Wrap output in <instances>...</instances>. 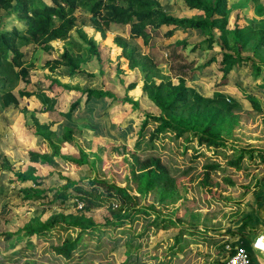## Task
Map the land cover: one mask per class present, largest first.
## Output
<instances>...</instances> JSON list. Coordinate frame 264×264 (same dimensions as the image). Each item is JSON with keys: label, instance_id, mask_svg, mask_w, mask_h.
<instances>
[{"label": "rangeland", "instance_id": "obj_1", "mask_svg": "<svg viewBox=\"0 0 264 264\" xmlns=\"http://www.w3.org/2000/svg\"><path fill=\"white\" fill-rule=\"evenodd\" d=\"M154 1V8L176 18H206L181 0ZM66 12L74 18L67 38L21 48V68H0V92L19 97L17 105L0 110V259L22 264H225L231 248L243 244L250 248L264 228V168L235 175L211 173L206 166L222 162L219 152L173 142L171 132L154 141L146 135L137 142V133L145 113L161 114L143 84L177 85L181 76L187 103L170 118L194 130L217 113L218 128H234L240 137L236 145L264 148V34L259 32L264 31V0H227L222 33L181 29L168 38L170 28L162 27L147 44L130 38L129 21L109 24L102 36L85 0ZM13 26L23 25L0 9V28ZM120 41L129 47H121ZM210 44L212 48L206 49ZM64 52L71 57L75 74L69 66L48 64ZM223 55L248 63L234 67L223 79L218 68ZM132 83L136 86L129 89ZM89 89L113 96L96 108L95 113L103 110L104 129L97 123L101 132L91 131L96 123L76 118L85 105V96L76 90ZM245 95L259 100L261 113L251 108ZM79 98L78 110L70 114ZM35 121L57 134L62 156L80 165L65 168L56 162L41 144ZM67 129H72L86 156L62 139ZM30 153L39 155L38 160H31ZM132 153L146 169L155 166L150 160L158 159L175 180L169 187L158 186L154 196L140 199L139 206L148 205V213L133 215V205L119 198L92 207L74 189L62 195L68 181L84 190L91 181L103 179L123 187L129 175L123 157ZM50 222L54 226L43 235L4 242L5 235ZM73 223L87 228H72ZM76 237L78 247L69 259L50 250Z\"/></svg>", "mask_w": 264, "mask_h": 264}, {"label": "trees", "instance_id": "obj_2", "mask_svg": "<svg viewBox=\"0 0 264 264\" xmlns=\"http://www.w3.org/2000/svg\"><path fill=\"white\" fill-rule=\"evenodd\" d=\"M81 0H0V9L5 10L8 17H13L16 22L23 26L19 28L13 26L10 29L0 28V68L7 65L22 67L23 51L21 48H27L31 45L48 43L54 40L65 39L68 37L69 28L74 25V18L68 16L66 10H74ZM87 10L90 15L91 22L97 32L104 36L105 30L111 23L130 22L129 36L131 39H141L144 44H147L154 32H157L162 27L170 28L165 37H172L176 30L187 29L197 34H203L208 30L216 29L221 33L225 31V17L227 12V0H213L212 4H206L203 0H181L184 6L190 10L202 11L206 18L203 20H194L191 18H176L164 13L159 8H154V0H85ZM106 12V13H105ZM264 34V31L259 30ZM120 46L128 48L129 45L120 41ZM185 46V44H183ZM212 45H208L211 49ZM214 61V59H213ZM212 61L208 62L210 64ZM248 63L247 60L234 58L232 56L223 55L219 62V70L222 72V78L225 79L234 67H240ZM48 64L52 67L62 65L69 66L73 74L76 70L73 69L72 59L68 53L64 52L59 59H54ZM134 67V66H133ZM22 70V69H21ZM23 75L25 74L22 71ZM211 73L206 72L204 74ZM135 83L129 85V89L135 87ZM144 93L147 98L159 109L160 115L145 113L144 119L140 124L137 135V142L149 136L150 141L157 140L160 135L171 132L173 142L196 144L198 150L205 148L211 149L213 152H219V158L222 162L212 165H207L206 168L211 173H225L226 175H235L243 171H251L258 168H264V148L257 151L252 147L236 145L240 141V137L235 132L234 128L221 130L217 126V117L215 114L206 117L203 122L194 126V130L186 127L178 120L170 118V116L182 111L187 103L188 93L183 77L179 76L178 84L173 85L168 82L166 84L155 82H145L143 84ZM80 95L85 96V105L76 115L77 119L85 118L88 122L100 123L103 110L96 112L97 107L104 105V100L113 96L101 89L76 90ZM247 102L251 108L261 113V103L252 95H245ZM19 97L9 91L0 92V110L7 108L10 105H17ZM80 98L71 105L70 114L78 110ZM231 113V111L229 112ZM70 114L68 117H70ZM219 114V112H218ZM232 114V113H231ZM34 126L39 137L42 140V145L50 150V155L61 166L68 168L70 166L80 165L79 161L70 160L62 156L59 148L56 145L57 134L51 132L45 125H40L37 121ZM90 127L94 132L100 130L98 125ZM88 128V127H87ZM89 129V128H88ZM101 129H104L102 126ZM62 139L77 148L79 152L86 156L85 152L80 149V145L75 141L72 129H67L61 134ZM135 151V146H133ZM196 158L200 156V151H196ZM31 160L37 161L39 155L30 153ZM126 163L128 174L124 179V186L110 183L106 179L93 180L89 184V189H81L75 187L73 183L68 181V185L64 187L66 195L67 190H73L78 193V196L85 205L99 206L112 198H119L121 201L131 203L133 206L132 214L139 212L148 213L145 211L149 208L143 204L139 206L140 199H146L154 196L158 186H171L174 179L168 176L165 167H160L158 159L150 160L152 168L146 169L144 161L134 156V153L128 158L123 157ZM148 170V171H147ZM22 181L27 180L24 176H19ZM146 178L144 182L143 179ZM32 181H35L32 179ZM143 181V182H142ZM61 196V195H60ZM134 202V204H133ZM192 204V202H189ZM151 207V206H150ZM127 219V218H126ZM124 219V220H126ZM122 226L124 221H118ZM54 223L42 225L35 229H22L15 235H5V244L11 243L16 236L28 237L32 235H43ZM72 228L82 229L87 226L73 223ZM79 237L73 240L64 239L60 243H56L51 247L52 253L56 256L69 259L71 254L78 247ZM230 250L228 253H232ZM16 261L7 263L0 259V264H22Z\"/></svg>", "mask_w": 264, "mask_h": 264}, {"label": "built area", "instance_id": "obj_3", "mask_svg": "<svg viewBox=\"0 0 264 264\" xmlns=\"http://www.w3.org/2000/svg\"><path fill=\"white\" fill-rule=\"evenodd\" d=\"M250 244L248 249L243 245L231 248L230 250L233 252L228 253L225 264H264V228L262 233L255 236ZM227 248L229 249V247ZM249 251L253 252L255 258L249 255Z\"/></svg>", "mask_w": 264, "mask_h": 264}, {"label": "crops", "instance_id": "obj_4", "mask_svg": "<svg viewBox=\"0 0 264 264\" xmlns=\"http://www.w3.org/2000/svg\"><path fill=\"white\" fill-rule=\"evenodd\" d=\"M100 124L102 125V122H100ZM97 125V124H96ZM103 126V125H102ZM92 131V130H91ZM99 132H101L102 130H98ZM243 246H244V244H243ZM250 252V255H251V257H253L254 256V254H253V252L252 251H249Z\"/></svg>", "mask_w": 264, "mask_h": 264}, {"label": "bare ground", "instance_id": "obj_5", "mask_svg": "<svg viewBox=\"0 0 264 264\" xmlns=\"http://www.w3.org/2000/svg\"><path fill=\"white\" fill-rule=\"evenodd\" d=\"M249 255H250V252H249ZM251 256V255H250Z\"/></svg>", "mask_w": 264, "mask_h": 264}]
</instances>
